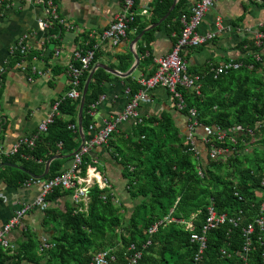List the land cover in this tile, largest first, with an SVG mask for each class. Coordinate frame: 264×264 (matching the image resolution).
Masks as SVG:
<instances>
[{
  "label": "trees",
  "instance_id": "trees-1",
  "mask_svg": "<svg viewBox=\"0 0 264 264\" xmlns=\"http://www.w3.org/2000/svg\"><path fill=\"white\" fill-rule=\"evenodd\" d=\"M173 1L158 0L149 23L136 18L130 24V30L135 31L130 39L158 23ZM187 7L189 0H180L161 26L144 35L137 47L141 68L148 67L153 60L149 50L156 31L168 25L170 35L181 33L178 17ZM258 32L264 36V25ZM176 40L174 37L175 43ZM88 46L93 47V43ZM237 49L241 52L235 59L241 64L239 69L217 76L214 69L221 64L207 65L196 74L203 82L201 95L183 91L186 107L182 112L190 116L189 109H195L199 125L207 132L209 142H204L207 149L204 159L196 157L195 145L180 132L169 114L143 117V122L127 138L120 137L121 143L118 141L114 150L115 159L124 167L131 208L112 188L93 186L87 203L74 202L73 189L57 188L47 201L65 197L71 198L72 204L65 210L50 207L45 211V221L56 229L54 235L40 241L36 234L28 232L15 244L14 252L0 248V264H89L94 255L107 250L115 255L111 264H126L137 252L141 253L137 264H195L200 245L192 242L191 235L202 234L210 207L217 214L234 219L236 224L223 223L205 235L206 249L199 264H263L264 226L257 221L262 217L260 209L264 202V38L247 37ZM33 56L16 54L11 66L21 61L31 62ZM118 58L121 63L126 62L121 69L126 72L132 57L129 54ZM98 59L96 53L90 69L82 75L81 92ZM109 77L105 70L99 69L89 85L83 112L86 134L94 126L91 106L104 95L103 84ZM134 85L132 94L139 90ZM79 104V99H61L58 115L54 116L47 133L39 137L36 147L23 149L0 164H19L35 176H41L52 157L70 158L80 142L76 126ZM218 132L226 133L224 140H218ZM214 149L228 151L214 159L211 156ZM65 161L66 158L55 160L49 174L40 182L63 174ZM92 165L90 155H86L80 166L82 176ZM6 170L13 171L5 180L9 185L34 181L28 173L8 167L0 177ZM165 218L169 219L164 221ZM161 221L163 224L158 225L157 232L150 234V227ZM189 223H193L192 230L187 229ZM249 227L253 231L248 235V243L245 231ZM44 240L49 248L44 247ZM131 246L133 251L129 250Z\"/></svg>",
  "mask_w": 264,
  "mask_h": 264
},
{
  "label": "crops",
  "instance_id": "crops-1",
  "mask_svg": "<svg viewBox=\"0 0 264 264\" xmlns=\"http://www.w3.org/2000/svg\"><path fill=\"white\" fill-rule=\"evenodd\" d=\"M50 1L56 7L63 24H55L48 30H41L40 23L48 19L47 3ZM196 1L189 0V6ZM157 2L158 0H136V11L147 7L151 11L150 18L145 19V22L149 23ZM121 9L122 0H0V88H2L0 139L4 148L10 149L19 138L35 134L39 124L52 114L54 104L66 95L69 87L68 67L75 49H88L89 43H93V46L98 47L97 64H103L119 73H126L133 67L135 59L130 46L138 36L133 40L130 39V36L135 34L134 30H130L127 39L118 46L98 38V34L108 29L114 22ZM243 16L244 20L238 21ZM218 19H221L222 26L226 29L224 32L218 31ZM263 25L264 0H217L206 14L199 29L201 34L215 33V39L199 49H184L182 58L187 67L193 71L190 72L193 75L199 74L201 68L207 65H220L227 60H235L241 56V52L237 49L239 43L247 37L254 36L257 29ZM168 28V25H163L155 32L149 50L153 60L148 67L141 68L139 64L127 78L105 70L110 77L103 84L104 95L100 97L92 114L96 131L103 127L104 121L115 118L125 110L130 99L141 89L139 80L144 76H150L153 70L156 71V60L172 51L175 45L174 37L177 35H170ZM23 38L24 44L28 47V54L35 56L31 62L25 61L22 67H18L17 64L11 66L14 56L12 48ZM56 51L60 52L59 55H56ZM129 54L132 57L130 68L123 72L121 69L126 62L121 63L118 57ZM132 82L135 83L134 86L139 87L134 94H132ZM79 100L81 101V98ZM139 113L144 118L169 114L180 132L187 137V140L190 138L194 143L198 158L204 159L207 155L204 143L208 137L206 130L200 125L191 128L190 117L176 108L175 101L167 89L160 87L150 91L148 99L140 103ZM76 126L79 133L78 117ZM135 127L132 121L122 123L110 143L98 146L90 153L91 160L97 161L96 166L109 181L112 191L116 192L129 208L131 204L127 199L124 167L115 159L114 150L118 146V141L121 143L120 137L127 138ZM71 128L75 129V126ZM84 135L86 144L94 135L91 126L87 134L84 131ZM81 144L80 136L79 147ZM62 157L64 158L61 159L66 157L63 170L65 172L72 170L74 157ZM13 165L22 167L19 164ZM4 168L7 167H2L0 173ZM12 174V170H6L0 177V227L8 223L20 207L33 203L42 194L44 182L37 183L35 181L41 180L32 178L34 181L12 186L5 182ZM47 204L48 208L61 211L72 204V201L71 198L62 197L51 202L47 201ZM44 213L45 211L38 209L28 213L10 234V240L17 245L28 232L36 234L40 241L50 239L54 235L55 228L47 224Z\"/></svg>",
  "mask_w": 264,
  "mask_h": 264
},
{
  "label": "built area",
  "instance_id": "built-area-1",
  "mask_svg": "<svg viewBox=\"0 0 264 264\" xmlns=\"http://www.w3.org/2000/svg\"><path fill=\"white\" fill-rule=\"evenodd\" d=\"M23 1V0H21ZM29 1V0H28ZM217 0H197L194 4L183 10L178 19L180 20L182 30L181 33L176 36L177 40L172 49V51L165 57H161L156 60V71L151 76H144L139 80V85L141 89L134 95L130 101L127 103L125 110L117 115L111 120L104 121L103 127L99 130H95L92 125L91 130L94 131V135L89 141L83 146L81 151L74 156V164L72 170L64 172L63 174L54 177L53 179L44 182L42 184V194L33 203L25 204L20 207L14 214V216L6 223L3 227H0V248L14 252L16 249L15 244L10 240L9 236L13 230H15L22 222L23 218L30 212L38 209L41 211H46L48 209L47 197L53 193L57 188L73 189L75 191L72 199L74 202L79 203L84 201L88 202L89 190L98 185L100 189H111L109 181L102 175V173L97 168V161H92L93 165L87 168L85 176H82L80 166L82 165L83 159L86 155H90L98 146L107 145L118 130V127L125 122L132 121L134 126H138L143 122V117L139 113L140 103L148 99V93L156 88L167 89L172 95L176 108L183 111L186 107L185 98L183 95L184 90H191L196 95H201L202 90V78L199 75H193L189 72L185 61L182 58V52L184 49H199L206 45L208 42L215 39V33L201 34L199 29L203 23V20L209 10L214 6ZM48 4V19L40 23L41 30H48L53 25H62L63 22L59 18L56 7L50 1ZM151 11L149 7L141 11H136V0H122V9L115 17L114 22L109 26L108 29L104 30L102 33L98 34V38L101 41H109L114 46H118L123 40L127 39L130 32V24L135 21L136 18L149 19ZM217 27L219 32H224L226 29L222 26L221 19H218ZM69 29V27H68ZM93 36V35H92ZM257 40L264 38L263 34L257 32L254 35ZM260 41L258 44L260 45ZM98 47L93 46L92 48L82 49L77 48L74 50L72 55V62L68 67L69 76V87L70 90L66 93L63 98H69L71 100H78L82 97L81 87V77L82 75L90 69L92 61L94 60L96 50ZM59 55V51H56ZM12 54H20L21 56H26L28 54V47L24 44V38L20 39L12 48ZM24 61L17 63L18 67H22ZM241 67L240 63L235 62L234 59L229 60L227 63H223L214 69L216 75H220L231 69H239ZM61 98V99H63ZM60 99V100H61ZM58 100L53 106V112L45 120H43L37 129V132L31 136H23L19 138L16 144H14L10 149H6L0 144V162L3 159H9L11 157L20 154L23 149L32 150L36 147L39 137L48 131V127L53 122L55 115H58V107L60 104ZM96 104L91 106V110H95ZM94 112L91 113V115ZM189 117L192 121L191 128H195L199 125L196 117V110L189 109ZM241 131V129H238ZM218 140H224L226 133L218 132ZM189 141L192 140L189 138ZM209 142V140H205ZM195 155L198 156L196 148ZM228 150L214 149L211 152V156L214 159L221 157ZM28 159L27 157H25ZM201 174V171L199 172ZM40 183V181H35ZM261 215L262 217L257 221V223L263 227L264 226V202L261 205ZM169 218H165L167 220ZM230 222L236 224L234 219H229L225 214L219 215L216 213L213 207L209 208V216L206 224L202 227V234L193 233L191 235L192 242L199 243L200 248L198 254L196 255V263L199 264L201 256L204 254L206 249V237L205 235L214 228L222 225L223 223ZM163 224V221L153 225L149 229V233H156L158 230V225ZM187 229H193V223L187 225ZM253 229L249 227L245 231L247 236V241L249 243V237ZM44 247L49 248L50 245L44 240ZM130 251L134 250V246L129 248ZM247 250V247L245 248ZM141 257V253L137 252L132 255L126 264H137ZM264 264V253L262 255ZM115 260V255L111 251H102L94 255L93 259L89 264H111Z\"/></svg>",
  "mask_w": 264,
  "mask_h": 264
},
{
  "label": "water",
  "instance_id": "water-1",
  "mask_svg": "<svg viewBox=\"0 0 264 264\" xmlns=\"http://www.w3.org/2000/svg\"><path fill=\"white\" fill-rule=\"evenodd\" d=\"M180 0H174L173 1V4L171 6V8L169 9V11L167 12V14L156 24L146 28L140 35H138L131 43V46H130V49H131V52L133 53V56H134V59H135V64L133 65V67L126 73H119L118 71H115V70H112L110 69L109 67L103 65V64H97L95 65V67L92 69V71L90 72L89 74V77L85 83V86H84V89H83V93H82V97H81V101H80V106H79V114H78V119H79V133H80V136H81V139H82V144L81 146L78 148V150L73 153L71 156L74 157L77 153H79L81 151V149L83 148V146L85 145V141H86V138H85V135H84V131H83V112H84V107H85V103H86V96H87V93H88V90H89V85L93 79V76L95 74V72L98 70V69H104L108 72H111L113 73L114 75L116 76H119V77H122V78H127L128 76H130L136 69L137 67L139 66L140 64V58L136 52V47H137V44L139 43V41L143 38V36L157 28L158 26H160L163 22H165L169 16L171 15L172 11L175 10L178 2ZM61 158H64L62 156H56V157H53L52 159H50L47 163H46V167H45V172L42 176H35L33 174H31L30 172L26 171L23 167H19V166H16V165H13L11 163H3V164H0V169L2 167H12V168H17V169H20L22 171H26L28 172V174L35 180H42L44 179L48 174H49V171H50V165L51 163L54 161V160H57V159H61ZM66 158V157H65Z\"/></svg>",
  "mask_w": 264,
  "mask_h": 264
}]
</instances>
